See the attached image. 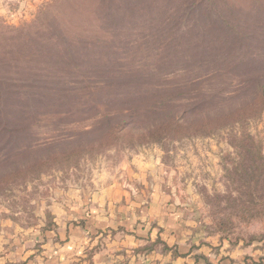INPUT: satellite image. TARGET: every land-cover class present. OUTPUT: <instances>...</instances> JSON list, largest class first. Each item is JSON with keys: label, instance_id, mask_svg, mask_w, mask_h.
Masks as SVG:
<instances>
[{"label": "rangeland", "instance_id": "1", "mask_svg": "<svg viewBox=\"0 0 264 264\" xmlns=\"http://www.w3.org/2000/svg\"><path fill=\"white\" fill-rule=\"evenodd\" d=\"M113 1L0 0V257L40 256L47 234L57 233L56 207L110 187L123 189L141 208L151 194L160 195L163 209L179 224L209 242L216 239L217 256L222 249L221 257L236 250L244 252L241 257H264L263 241L234 242L241 235L258 238L263 224L241 226L227 236L215 215L225 207L220 199L235 195L229 179L241 131L254 136L264 155V114L208 135L198 127L164 125L155 136L143 137L160 122L142 120L140 112L135 131L103 141L95 137L101 131L85 134L136 97L141 111L181 92L168 104L175 110L197 107L194 118L238 106L251 80L264 77V6L227 0L238 9L227 17L258 38L253 55L243 59L239 50L221 47L217 35L200 33L208 15L189 9L194 0ZM246 61L253 64L244 67ZM143 75L149 86L138 79ZM89 138L94 142L71 159L25 172L32 157ZM84 237L90 246L100 237L86 256L92 257L105 237L102 231ZM159 249L183 255L158 239L135 252L144 256Z\"/></svg>", "mask_w": 264, "mask_h": 264}, {"label": "trees", "instance_id": "2", "mask_svg": "<svg viewBox=\"0 0 264 264\" xmlns=\"http://www.w3.org/2000/svg\"><path fill=\"white\" fill-rule=\"evenodd\" d=\"M262 2L253 0L254 5L258 7L264 6ZM189 9L199 13L207 12L208 18L201 21L205 25L202 26L203 23H200L199 31L201 34L213 33L217 35L221 38V47H226L227 52L234 51V48L239 50V56H242L243 59L250 58V55H253L252 45H257L258 38H255L252 33L246 31V26L244 27L242 22H238L234 17L233 19L227 17V15L232 16L238 11L235 5L229 4L227 0H194L189 5ZM207 37H203L202 41H206ZM249 63L250 61L243 63L244 67L253 64ZM143 77L145 76H138V79L144 82ZM251 82L253 86L249 87L250 90L247 91L249 95L243 97L238 106L214 112H204L198 118H194L199 111L197 107L177 108L180 111L176 112V106L174 108L169 106L168 102L173 100L171 97L177 94L179 96L181 92L168 93L166 95L168 99L162 100L160 106H147L145 109H141V111L138 108L140 106V99L136 97L134 100L122 102V109L118 114L113 116L103 115L96 129L85 134L95 135L101 131V135L95 137H99L96 140L103 141L110 138L115 132L119 135L126 131H135L139 126H136L134 122L136 119L140 121V112L145 114V116L140 117L142 120L149 119V122H160L147 128L146 134H141L143 137L155 136L160 133L164 125L168 126L169 129L174 128V130H181L185 126H188V128L198 127L202 129V133L205 135L235 125L241 124L246 126L249 120L261 118L264 114V77L257 76ZM143 85L149 86L147 81ZM123 104H130V107H124ZM194 113L195 115H193ZM239 135V143L235 146L238 151V159L232 169V177L229 179L235 195L234 197L231 195L223 196L219 203L225 204V207L221 209L218 207L216 209L217 212L215 211L216 214L214 213L217 217L218 230L226 233L227 236L233 235L241 226L247 227L256 222L264 225V155L261 144L250 133H242L241 131ZM91 139L77 140L73 143V146L63 147L58 153L32 157L29 160L32 163L26 168L25 172L28 173L30 170L40 168L47 163L60 160L61 158L69 160L76 155L75 153L78 148L93 143L94 140ZM241 237L234 242L238 240H245L248 244L255 241L264 242V230L263 234L258 238L244 235H241ZM224 240L231 242V239L228 237L224 238Z\"/></svg>", "mask_w": 264, "mask_h": 264}, {"label": "crops", "instance_id": "3", "mask_svg": "<svg viewBox=\"0 0 264 264\" xmlns=\"http://www.w3.org/2000/svg\"><path fill=\"white\" fill-rule=\"evenodd\" d=\"M147 198L146 206L141 208L130 201L123 189L110 187L83 197L82 201L64 203L56 207L57 233L47 234L40 256L0 257V264H244L245 261L264 264L261 260L264 257H241L244 252L239 250L231 252L229 257H221L220 249L217 256L216 239L209 242L195 229L179 224L175 215L165 212L167 205L160 195L153 193ZM98 231L105 237L102 248L92 253V257H86L100 237L92 240L90 246V240L84 235ZM157 239L183 254L182 257H172L170 252L162 254L160 249L144 256L136 254V250ZM86 243L88 249L84 250ZM209 244L215 252L210 251Z\"/></svg>", "mask_w": 264, "mask_h": 264}]
</instances>
